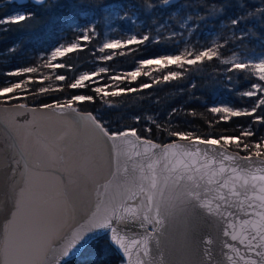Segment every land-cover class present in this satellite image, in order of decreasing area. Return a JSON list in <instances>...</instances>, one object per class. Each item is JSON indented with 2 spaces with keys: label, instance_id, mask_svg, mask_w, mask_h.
Segmentation results:
<instances>
[{
  "label": "snow or ice",
  "instance_id": "obj_1",
  "mask_svg": "<svg viewBox=\"0 0 264 264\" xmlns=\"http://www.w3.org/2000/svg\"><path fill=\"white\" fill-rule=\"evenodd\" d=\"M34 3L43 6L47 0H34ZM130 3L131 0H118L103 5L101 12L106 10L108 15L116 17L125 13L123 18L131 20L135 13L128 16L125 12ZM172 4L173 0H145L144 7L160 9ZM131 6L137 7L134 3ZM183 7L177 5L176 12ZM227 7V0H222L220 11L223 12ZM256 14L255 11L244 13L229 18L228 23L235 27L244 23L247 16ZM259 15L264 18V9H260ZM31 18V13H18L0 19V26L19 24ZM169 18H172L171 14ZM146 27L151 29V25ZM240 32L245 38L251 36L248 30L240 29ZM90 33L95 34L94 26L83 29L76 42L55 46L46 57H42L43 62L39 66L8 71L5 74L7 77L25 78L8 81L7 86H0V104L8 105L20 99L22 94L37 96L63 91L62 85L53 87L49 83L44 86V82H51L53 77L55 81L61 82L68 79L66 75L59 74L57 69H71V66L57 61L77 50L82 51L93 39ZM153 39L149 34H134L123 40L110 39L102 43L98 52L112 51L99 59L110 61L117 54L125 55V49L131 51L128 46L144 45ZM220 48L216 44L192 46L178 53L140 59L134 70L108 76L111 83L102 85L101 74L107 75L109 69L101 66L90 73L84 72L74 77L67 87L81 89L96 85L91 87V91L101 99L116 97L151 88L153 84L181 79L192 66L215 58L230 65L227 69L229 72H239L250 80L255 77L250 88L243 91L242 95L256 98L250 109L224 105L211 107V113L219 114L217 122H227L235 117H252V124L264 125V50L247 54L233 52L231 58L224 59ZM116 50L120 51L117 53ZM172 66L179 70H174ZM41 68L50 70V73H41ZM28 74L37 75L33 77ZM141 76L151 77L152 82L141 83L139 88L120 86L125 81L131 85ZM33 83L41 86L30 90L29 85ZM83 102H94V96L75 94L43 103L39 108L16 105L32 113L54 111L57 116L74 124H91L108 146L109 174L104 184L99 183L92 174L95 157L84 159L76 165L74 156L77 148L66 143V137L48 141L34 129L31 135L34 142L40 145L41 155L32 159L30 153L20 152L19 162L13 168V174L18 173L12 190L14 196L10 201L9 216L5 220V230L7 225H13V228L0 236L5 240L9 264H38L40 251L46 244L50 246L54 243V238L58 237L67 219L74 217L75 207L69 199V188L77 182L85 189L89 184L94 186L95 210L87 217L85 224L76 229L73 239L64 247L56 264L81 253L89 240L95 239L91 234L100 230L106 235L110 234L108 243L117 247L126 258L122 259L121 264H133V250L135 264H165L159 249L168 224L184 225L182 236L186 243L188 220L196 210L215 218L226 238L222 241L219 261L213 259L212 249L206 247L205 258L209 264H264V137L250 141L248 138L256 135L251 126L242 128L239 136L203 137L192 131H173L152 120L160 131H167L170 137L175 138L168 143H157L141 136L134 127L111 131L98 116L91 112H80L78 104ZM172 111L175 113L176 110ZM140 119L139 116L135 117L137 123ZM145 131L150 133L152 129L146 127ZM126 146H130V150ZM233 148L235 150L230 151ZM50 178H55L54 190L49 187ZM37 180L41 182L37 183ZM110 188H114L117 193L121 189L128 193L115 207L105 201ZM2 201L3 195L0 194ZM17 216L21 220L18 224ZM203 243L208 246L213 241L209 238Z\"/></svg>",
  "mask_w": 264,
  "mask_h": 264
},
{
  "label": "trees",
  "instance_id": "obj_2",
  "mask_svg": "<svg viewBox=\"0 0 264 264\" xmlns=\"http://www.w3.org/2000/svg\"><path fill=\"white\" fill-rule=\"evenodd\" d=\"M116 2L118 0H47L46 4L40 6L31 0L20 3L0 0V19L16 12L32 14L31 19L19 24L0 26V86H7L8 81L25 78L7 77L5 74L8 71L39 66L43 62L42 57H46L55 46L75 42L83 31L77 24H81L84 29L95 27V34L90 33L93 39L82 51L77 50L57 61L71 66V69H57L59 74L66 75L68 79L61 82L55 81L53 77L51 82H44V86L49 83L53 87L62 85L63 91L37 96L22 94L20 99L11 102L43 104L75 94L93 95L94 102H83L78 107L101 118L111 131L134 127L141 136L160 142L175 138L170 137L167 131H160L152 120L167 129L192 131L203 137L239 136L242 128L249 126L256 132L255 136L248 138L250 141L264 137V125L252 124V117H235L227 122H217L219 114L209 111L211 107L221 105L250 109L256 99L242 95L243 91L250 88L255 77L250 80L239 72H229L227 69L230 65L215 58L192 66L181 79L153 84L151 88L116 97L101 99L91 91V87L96 85L81 89L67 87L74 77L84 72L90 73L101 66L108 67L109 72L107 75L101 74L100 84L111 83L108 76L134 70L140 59L178 53L185 47L220 45L224 59L231 58L233 52L259 53L264 50V18L259 15L260 9H264V0H227L228 7L223 12L219 8L222 0H177L173 1L172 6L160 9L145 8V0H131L125 9L128 16L135 13L131 20L123 18L125 13L116 17L108 15L106 10L101 12L103 5ZM132 3L137 7L133 8ZM177 5L184 7L176 12ZM252 11L257 14L247 16L244 23L235 27L228 23L229 18ZM108 20L114 27L111 34L117 38L123 40L134 34H149L154 39L144 45L128 46L131 51L125 49V55L117 54L110 61H101L100 56L112 51L98 52V48L105 42ZM146 25H151V29ZM240 29L250 31L251 36L243 37ZM116 51L118 53L120 50ZM41 73L49 74L50 70L41 68ZM28 75L35 77L37 74ZM145 82L151 83L152 78L141 76L131 85L125 81L120 86L139 88ZM39 86L33 83L29 88L35 90ZM137 116L141 118L139 123L135 120ZM146 127H151L152 131L146 132ZM108 240V234L99 235L78 256L63 264H121L122 255Z\"/></svg>",
  "mask_w": 264,
  "mask_h": 264
},
{
  "label": "water",
  "instance_id": "obj_3",
  "mask_svg": "<svg viewBox=\"0 0 264 264\" xmlns=\"http://www.w3.org/2000/svg\"><path fill=\"white\" fill-rule=\"evenodd\" d=\"M11 1L20 3L26 0ZM31 1L34 2V0ZM17 104H25L29 108H39V105H41L23 102H10L8 105L0 104V194L3 195V201L0 202V236L6 235L13 228V225H7L6 231L5 220L9 216L10 201L14 196L12 190L15 188L18 173L14 175L13 168L19 162L20 152L30 153L32 159H36L41 155V147L34 142L31 135L34 129L39 131L48 141L56 140L61 136L66 137L65 142L75 145L77 148L74 156L76 165H79L84 159L95 157L96 164L92 168V174L99 183L104 184L109 174L108 146L104 143L101 134L91 124L87 122L74 124L70 120L57 116L54 111L32 113L26 109L17 108ZM5 108L8 110L5 111ZM79 110L82 113L91 112L80 108ZM153 140L157 143H168L170 141ZM126 147L130 150V146ZM234 150L230 149V151ZM241 155H244V153H241ZM54 180L55 178H50L48 181L52 190H54ZM36 182L40 183L41 181L37 180ZM127 195L128 193L124 189L117 193L114 188H110L105 201L111 207H115ZM69 199L75 207L74 217L67 219L58 237L54 238L55 242L51 243L50 246L46 244L40 251L37 257L38 264H56L57 258L60 257L64 247L73 239L76 229L84 225L87 217L95 210L96 201L92 184H89L85 189L81 183H73L69 188ZM20 222V217L17 216L16 223ZM187 227L188 239L185 243L182 236L184 225L172 222L168 224L165 234L161 238L159 249L163 253L165 264H209V261L205 258L206 247L212 249L213 259L219 261L222 241L226 238L223 237L221 228L215 218L202 215L199 210H196L190 214ZM102 234L105 233L100 230L91 235L96 238ZM209 238L213 243L206 246L203 241ZM115 249L117 250V247ZM118 252L122 255L121 251ZM78 255L62 260L61 264ZM123 259L126 258L123 257ZM9 261L10 257L5 252V240L0 238V264H9ZM133 264H135V250H133Z\"/></svg>",
  "mask_w": 264,
  "mask_h": 264
},
{
  "label": "rangeland",
  "instance_id": "obj_4",
  "mask_svg": "<svg viewBox=\"0 0 264 264\" xmlns=\"http://www.w3.org/2000/svg\"><path fill=\"white\" fill-rule=\"evenodd\" d=\"M18 13H20V12H16L13 15L18 14ZM77 25H78V27L80 29H84L83 26H81V24H77ZM112 29H114V27H112L111 21L108 20L107 23H106L105 42L108 41V40H110V39H120V38H117V37L113 36V34H111L112 33Z\"/></svg>",
  "mask_w": 264,
  "mask_h": 264
}]
</instances>
